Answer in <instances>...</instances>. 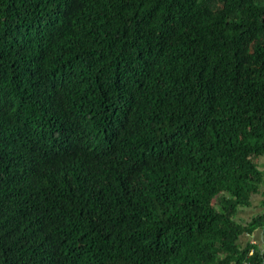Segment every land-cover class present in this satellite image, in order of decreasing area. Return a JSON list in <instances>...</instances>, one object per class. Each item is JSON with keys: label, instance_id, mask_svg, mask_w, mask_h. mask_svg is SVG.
I'll return each mask as SVG.
<instances>
[{"label": "trees", "instance_id": "trees-1", "mask_svg": "<svg viewBox=\"0 0 264 264\" xmlns=\"http://www.w3.org/2000/svg\"><path fill=\"white\" fill-rule=\"evenodd\" d=\"M264 0H0V264H262Z\"/></svg>", "mask_w": 264, "mask_h": 264}, {"label": "crops", "instance_id": "crops-1", "mask_svg": "<svg viewBox=\"0 0 264 264\" xmlns=\"http://www.w3.org/2000/svg\"><path fill=\"white\" fill-rule=\"evenodd\" d=\"M262 161L264 162V158ZM259 215L264 216V183L260 192L252 196L250 205L240 210L237 220L245 224ZM240 244L243 247L247 245L254 246L259 252L264 253V226L256 228L250 234L243 235Z\"/></svg>", "mask_w": 264, "mask_h": 264}, {"label": "built area", "instance_id": "built-area-1", "mask_svg": "<svg viewBox=\"0 0 264 264\" xmlns=\"http://www.w3.org/2000/svg\"><path fill=\"white\" fill-rule=\"evenodd\" d=\"M242 264H252V263L245 261Z\"/></svg>", "mask_w": 264, "mask_h": 264}, {"label": "rangeland", "instance_id": "rangeland-1", "mask_svg": "<svg viewBox=\"0 0 264 264\" xmlns=\"http://www.w3.org/2000/svg\"><path fill=\"white\" fill-rule=\"evenodd\" d=\"M263 158H264V157H262V158L260 159V161H261V162H263V161H262V160H263Z\"/></svg>", "mask_w": 264, "mask_h": 264}]
</instances>
